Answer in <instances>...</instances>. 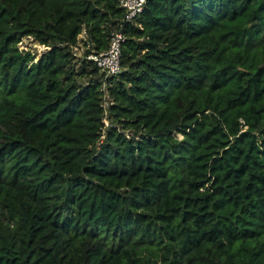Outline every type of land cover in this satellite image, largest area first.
Returning <instances> with one entry per match:
<instances>
[{"label": "trees", "instance_id": "1", "mask_svg": "<svg viewBox=\"0 0 264 264\" xmlns=\"http://www.w3.org/2000/svg\"><path fill=\"white\" fill-rule=\"evenodd\" d=\"M125 17L0 0V264H264V0Z\"/></svg>", "mask_w": 264, "mask_h": 264}, {"label": "built area", "instance_id": "2", "mask_svg": "<svg viewBox=\"0 0 264 264\" xmlns=\"http://www.w3.org/2000/svg\"><path fill=\"white\" fill-rule=\"evenodd\" d=\"M121 8L126 11V22L134 21L145 9L147 0H119ZM126 38L122 33H116L112 36L110 42V48L107 51L101 53H92L88 56V59L94 62L102 72L108 76H114L121 73V56H122V44ZM41 51L45 52L49 48L41 46ZM77 48H75L76 50ZM107 107V104L105 103ZM106 125L107 122H106Z\"/></svg>", "mask_w": 264, "mask_h": 264}, {"label": "rangeland", "instance_id": "3", "mask_svg": "<svg viewBox=\"0 0 264 264\" xmlns=\"http://www.w3.org/2000/svg\"><path fill=\"white\" fill-rule=\"evenodd\" d=\"M84 41H85V35L80 36L79 46L75 50V52H77V54L80 55V56L83 55L85 50H86L85 47H84ZM23 45H24L25 48L29 47V48H32L33 50H35V52L37 54L36 58H39L40 55L42 54V52H39V51H41L40 45H38L34 39H24ZM176 136L178 138L182 139V135L176 134Z\"/></svg>", "mask_w": 264, "mask_h": 264}]
</instances>
